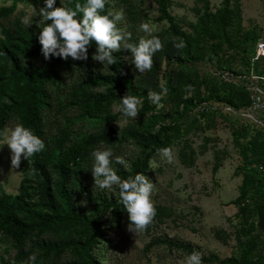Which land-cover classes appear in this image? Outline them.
Masks as SVG:
<instances>
[{
  "label": "rangeland",
  "instance_id": "1",
  "mask_svg": "<svg viewBox=\"0 0 264 264\" xmlns=\"http://www.w3.org/2000/svg\"><path fill=\"white\" fill-rule=\"evenodd\" d=\"M61 3V0H56ZM168 11L184 33L188 53L176 48L158 58V70L143 74L127 59L130 51L118 52L125 70L134 80H150L151 88L162 95L157 108L144 90L128 91L114 65L102 73L103 64L92 60L96 48H89L86 61L73 60L58 70L59 82L46 84L49 106L43 111L45 154L52 161L73 145L83 144L77 160L78 176L84 186L75 184L73 200L88 218L99 220L95 242L90 250L97 264H186L185 257L193 251L201 253L202 264H241L242 261L261 264L264 228L251 231L250 221H256L253 202L257 193L264 194V177L252 179L245 161L250 152L264 150V131L241 116L245 99L241 87L213 80V72L229 70L240 75L239 86L245 83L249 56L258 38L264 34V0H167ZM66 0H64V5ZM11 0H0V7L10 6ZM38 3L17 4L9 17L0 19L15 31L17 23L32 32L42 30ZM107 8L123 9L127 30L133 41L151 38L139 31L147 22L164 46L173 35L166 21L160 19L155 0H110ZM29 18L30 26L21 22ZM51 23V21H48ZM125 26V25H121ZM2 37L0 31V38ZM179 54V59L167 55ZM40 66L42 60H30ZM9 67V66H8ZM70 76L67 81L65 74ZM114 79L115 83H85L92 75ZM191 85V87H188ZM234 86V87H233ZM238 87V86H237ZM90 97L88 109L81 99ZM140 100L137 118L124 117L118 110L125 94ZM204 96L205 101H202ZM203 102L210 109H203ZM214 106L217 109L212 110ZM232 107L235 113L225 110ZM22 124L17 115L7 122L11 130ZM4 128V129H5ZM106 133L112 142L89 139ZM149 136L156 139L154 143ZM64 138L61 149L56 139ZM4 139L0 141V195L16 196L21 191L22 167L12 169L11 153ZM170 147L174 163L162 160L157 149ZM111 149L114 156L128 164L114 161L112 167L122 179L136 172L154 183L151 200L156 216L140 233L128 231L129 216L123 205L118 214L112 207L104 208L102 200L118 201V188L94 192L91 172L92 151ZM54 176V173H52ZM28 208L46 212L41 188L28 176ZM86 190L89 194L86 193ZM87 237L76 228L35 231L25 241L31 251L27 259L18 260V249L7 230L0 233V264L5 258L11 264H73L81 261L79 253L68 242L85 243ZM65 243L58 256L44 257L43 243ZM152 243L151 247L146 246ZM264 249V248H263ZM35 255V261L29 258Z\"/></svg>",
  "mask_w": 264,
  "mask_h": 264
},
{
  "label": "trees",
  "instance_id": "2",
  "mask_svg": "<svg viewBox=\"0 0 264 264\" xmlns=\"http://www.w3.org/2000/svg\"><path fill=\"white\" fill-rule=\"evenodd\" d=\"M23 1L45 6V0H11L10 6L0 7V19L7 18L13 14L17 8V4ZM155 1L158 5L160 19L168 23L169 30L173 35L169 43L165 46L163 44L166 53L175 48H171L174 38H180L184 41L186 46L181 49L184 54L188 53L189 45L184 33L178 29L176 20L168 11V1ZM77 2L83 4L86 3V0H66L65 6L74 8ZM62 6L57 1L54 5V7ZM78 19L82 20V14L78 16ZM0 31L2 35L0 38V132L4 130L11 117L17 115L24 127L30 128L35 135L43 140L44 125L42 114L45 108L49 106V95L46 84L49 81L59 82L58 70L64 66H69L73 60L69 58L65 61L54 56L50 60H45L41 53V45L38 39L42 30L32 32L23 29L21 24L17 23L15 31L4 25L0 26ZM91 47L96 48L94 41L89 48ZM181 49L176 50L179 52ZM113 55L116 59V64L114 65L115 71L124 82L127 90L131 92L138 90L149 91V88L152 86L150 80H134L133 76L125 70L120 53L116 52ZM156 55L153 57L152 75L158 70V58ZM167 56L169 58L172 57L174 60L179 59V54ZM30 60H42V64L37 66ZM213 80L217 79L213 76ZM84 82L112 84L116 81L106 76L93 74L91 77L86 78ZM216 82L218 83V80ZM234 88L239 89V87ZM239 90L241 91V98L245 99L244 106H247L248 99L246 92L243 88ZM202 97V101H205L204 96ZM89 99L90 97L84 92L81 99L84 109H88ZM149 138L152 143L156 141L152 136H149ZM1 140L2 136H0ZM101 140L112 142V138L106 133L89 139L90 142L96 143ZM63 143L64 138L58 137L55 143L57 149H61ZM82 148L83 144H77L62 151L60 155L53 158L51 169L49 166L52 161L46 156L44 150L32 157L31 164L22 157L20 167H22L24 177L21 182L20 193L16 196L10 194L0 195V233L3 230L8 231L9 236L18 249V260L27 259L30 256L31 251L24 249V244L31 234L35 231H44L58 227L61 230L68 228L79 229L87 237L85 243L68 242L81 256V261L73 264H97L91 257L90 250L95 242L99 220L97 217H86L79 211L73 200L75 184H80L81 188L84 189L76 168ZM263 157L264 150L261 149L250 152L246 156L245 165L252 179L264 177V172L259 173L252 167L254 164L263 162ZM52 173H54V176ZM28 176H32L33 181L41 188L47 209L46 212H39L28 208L26 199L29 196L28 191L30 188L24 185ZM86 193L89 194L87 190ZM101 205L104 208L112 207L116 214H118V206L120 205L118 201L107 203L106 200H102ZM253 209L256 221H250L248 227L251 231H257L264 228V194H256ZM151 245L153 244L149 243L146 247L149 248ZM65 247L66 244L63 242H48L40 246L44 250V257L52 253L58 256ZM263 248L261 250H264ZM261 257H263L261 264H264V254H261ZM1 264L11 263L5 258H1ZM241 264L254 263L242 261Z\"/></svg>",
  "mask_w": 264,
  "mask_h": 264
},
{
  "label": "clouds",
  "instance_id": "3",
  "mask_svg": "<svg viewBox=\"0 0 264 264\" xmlns=\"http://www.w3.org/2000/svg\"><path fill=\"white\" fill-rule=\"evenodd\" d=\"M109 2L110 0H86V3L77 2L74 8H68L64 5V0H61L62 7H54L56 0H45V6L39 9L42 19L38 23L42 29L38 39L44 59L50 60L54 56L65 61L69 58L86 61L89 47L94 41L96 51L92 60L103 64V74L109 66L116 64L113 53L125 50L130 51L131 55L127 59L134 65L135 70L141 74L150 71L154 55L163 50L161 39L152 35L153 28L149 23L143 22L138 30L151 38L140 37L138 43L132 42L133 37L127 30L124 10L106 9ZM80 14L82 20L78 19ZM21 22L27 26L31 25L27 16L22 17ZM185 46L182 39L174 38L173 47L177 50ZM65 76L70 82V76L67 73ZM148 98L159 108L161 94L149 90ZM140 103L136 96L127 93L121 98L118 110L124 117L137 118ZM0 136L4 139L3 145L6 144L10 150L12 169L20 167L22 157L31 164L32 157L45 149L44 141L22 124L15 125L11 130L6 127L0 132ZM157 153L168 164L174 163L170 147L159 148ZM91 156L93 163L90 169L94 178V192L118 188V202L123 205L129 216L128 231L136 234L145 231L156 216V209L151 200L154 183L146 175L139 173L134 178L122 179L112 167L113 158L115 163L123 165L126 170L127 161L121 156H114L111 149H96L92 151ZM185 259L186 264H202L201 253L196 251ZM29 260L34 262L35 255Z\"/></svg>",
  "mask_w": 264,
  "mask_h": 264
},
{
  "label": "built area",
  "instance_id": "4",
  "mask_svg": "<svg viewBox=\"0 0 264 264\" xmlns=\"http://www.w3.org/2000/svg\"><path fill=\"white\" fill-rule=\"evenodd\" d=\"M213 76L221 83L244 89L248 104L241 111V116L252 123L255 128L264 131V34L254 44L247 73L244 75L245 83L243 85L239 86L238 84L240 75L232 71L216 70L213 72ZM202 106L205 110L210 109L209 104L206 102H203ZM217 108L218 106H214L212 110ZM225 110L230 113L236 112L230 106H225ZM262 159L263 162L252 165L259 173L264 172V157ZM262 253L264 254V250Z\"/></svg>",
  "mask_w": 264,
  "mask_h": 264
}]
</instances>
